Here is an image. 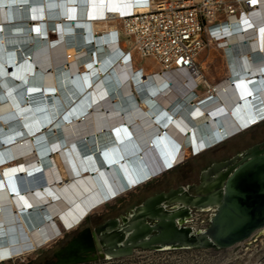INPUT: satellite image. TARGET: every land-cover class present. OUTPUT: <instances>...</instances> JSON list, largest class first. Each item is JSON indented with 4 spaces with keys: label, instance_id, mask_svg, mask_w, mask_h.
Segmentation results:
<instances>
[{
    "label": "bare ground",
    "instance_id": "bare-ground-1",
    "mask_svg": "<svg viewBox=\"0 0 264 264\" xmlns=\"http://www.w3.org/2000/svg\"><path fill=\"white\" fill-rule=\"evenodd\" d=\"M143 1L0 0V264L264 122V0L218 31L216 84L120 41Z\"/></svg>",
    "mask_w": 264,
    "mask_h": 264
},
{
    "label": "water",
    "instance_id": "water-1",
    "mask_svg": "<svg viewBox=\"0 0 264 264\" xmlns=\"http://www.w3.org/2000/svg\"><path fill=\"white\" fill-rule=\"evenodd\" d=\"M194 211L211 214L205 229L189 225ZM262 231L264 142L212 163L198 184L156 193L124 215L83 229L43 264L119 260L136 250H229Z\"/></svg>",
    "mask_w": 264,
    "mask_h": 264
},
{
    "label": "rangeland",
    "instance_id": "rangeland-1",
    "mask_svg": "<svg viewBox=\"0 0 264 264\" xmlns=\"http://www.w3.org/2000/svg\"><path fill=\"white\" fill-rule=\"evenodd\" d=\"M119 39L122 42L127 40L123 35H120ZM128 41L131 42L132 40L128 39ZM221 53L222 51L218 46L210 44L198 56V61L207 64L206 69H200V71L211 84L220 82L226 76L227 66L225 65ZM209 56L211 58H209ZM138 63L140 66H143L145 70L154 66V62L151 59H139ZM228 70L230 71L229 64ZM206 92L207 89L204 87V84H202L197 90L200 98L205 96V94H207ZM262 142H264V122L231 138L215 148L209 150L202 148L203 151L198 155H195L190 151L186 156V160L181 165L96 211L88 217L77 230L64 234L62 238L56 240L44 249L39 250L37 253L2 264H43L45 259L50 260L53 253L60 247L64 246L67 241H69L70 237L78 230L82 229L86 224L95 226L96 224L103 223L107 219L117 218L120 215H124L136 205L140 204L144 199L156 193L168 191L169 189L177 188L179 186L196 184L201 171L209 167L212 163L228 160ZM202 215V219L207 223L204 218L206 214ZM253 241L254 240H250L249 242L240 244L229 250L209 249L167 252L136 250L133 256L129 258L110 262L100 260L89 264H259V262L256 261L257 257L264 254V238L259 240L257 247H255L256 244L247 247V245ZM256 251H258V253L260 252V254L257 255L256 258H253V262L249 263ZM262 264H264V262Z\"/></svg>",
    "mask_w": 264,
    "mask_h": 264
},
{
    "label": "built area",
    "instance_id": "built-area-1",
    "mask_svg": "<svg viewBox=\"0 0 264 264\" xmlns=\"http://www.w3.org/2000/svg\"><path fill=\"white\" fill-rule=\"evenodd\" d=\"M134 9L121 19L119 36L131 39L139 55L152 58L165 73L196 70L195 75L202 76L198 56L210 44L219 43L218 31L229 18L253 16L257 5L256 0H146ZM138 9L146 12L136 13ZM202 218V213L194 211L189 225L205 229L208 221Z\"/></svg>",
    "mask_w": 264,
    "mask_h": 264
},
{
    "label": "flooded vegetation",
    "instance_id": "flooded-vegetation-1",
    "mask_svg": "<svg viewBox=\"0 0 264 264\" xmlns=\"http://www.w3.org/2000/svg\"><path fill=\"white\" fill-rule=\"evenodd\" d=\"M198 183H199V179H198V182H197L196 184H198ZM128 212H129V211H128ZM128 212H126V213H128ZM126 213H125V214H126ZM202 214H206V216H204V218H205L206 221H209L211 214H209V213H202ZM99 224H101V223H99ZM99 224H96L95 226H93V225H89V224H86L82 229L78 230L75 234H73V235L70 237V239H72L73 237L78 236V234H79L83 229H85V228H92V229H93L94 227L98 226ZM261 238H264V231L260 232L258 235H255V236L253 237V239H252V240H254V241L251 242L250 244H248L247 247L252 246V245H254V244H256L255 247H257V243L259 242V240H260ZM70 239H69V240H70ZM67 242H68V241H67ZM60 248H61V247H60ZM259 254H260V252L258 253V251H256V252L253 254V256H252V259H250L249 263L253 262V261H252L253 258H256L257 255H259ZM47 260H48V259H45L44 262L47 261ZM44 262H43V263H44ZM256 262H259V264H262V263L264 262V254L260 255V257H257V261H256Z\"/></svg>",
    "mask_w": 264,
    "mask_h": 264
},
{
    "label": "crops",
    "instance_id": "crops-1",
    "mask_svg": "<svg viewBox=\"0 0 264 264\" xmlns=\"http://www.w3.org/2000/svg\"><path fill=\"white\" fill-rule=\"evenodd\" d=\"M126 50H128V49H126ZM139 66H140V65H139L138 61L135 60V68H137V67H139Z\"/></svg>",
    "mask_w": 264,
    "mask_h": 264
},
{
    "label": "clouds",
    "instance_id": "clouds-1",
    "mask_svg": "<svg viewBox=\"0 0 264 264\" xmlns=\"http://www.w3.org/2000/svg\"><path fill=\"white\" fill-rule=\"evenodd\" d=\"M149 183V182H148Z\"/></svg>",
    "mask_w": 264,
    "mask_h": 264
}]
</instances>
